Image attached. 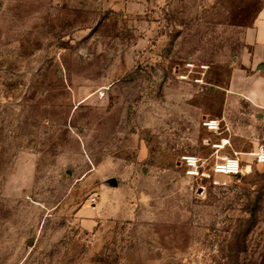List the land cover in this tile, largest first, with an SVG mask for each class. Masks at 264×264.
Here are the masks:
<instances>
[{
  "label": "rangeland",
  "instance_id": "1",
  "mask_svg": "<svg viewBox=\"0 0 264 264\" xmlns=\"http://www.w3.org/2000/svg\"><path fill=\"white\" fill-rule=\"evenodd\" d=\"M261 5L0 0V264H264V144L231 139L251 169L211 170L224 110L250 122L227 95Z\"/></svg>",
  "mask_w": 264,
  "mask_h": 264
},
{
  "label": "crops",
  "instance_id": "2",
  "mask_svg": "<svg viewBox=\"0 0 264 264\" xmlns=\"http://www.w3.org/2000/svg\"><path fill=\"white\" fill-rule=\"evenodd\" d=\"M261 1L262 5L252 23L243 32V48L236 57V64L231 71L227 95L228 100L232 93L247 100L250 122L244 124L242 120H232L226 108L224 118L233 133L230 138L223 140L229 142L237 138L243 140L246 136L256 145L261 142L264 144V0ZM256 122L263 127L261 135L254 131Z\"/></svg>",
  "mask_w": 264,
  "mask_h": 264
},
{
  "label": "built area",
  "instance_id": "3",
  "mask_svg": "<svg viewBox=\"0 0 264 264\" xmlns=\"http://www.w3.org/2000/svg\"><path fill=\"white\" fill-rule=\"evenodd\" d=\"M220 119L208 118L204 120V125L212 131H217L220 128ZM223 141V139H222ZM229 143V141L227 142ZM222 142L214 143L216 156L213 160L211 170L218 174L238 175L245 173L251 169L252 163L248 159L241 158L238 151L232 154H219ZM252 160L264 164V146H260L256 150L250 152ZM186 174L192 176H208L209 172L204 167V159L198 155L187 154L181 158Z\"/></svg>",
  "mask_w": 264,
  "mask_h": 264
},
{
  "label": "water",
  "instance_id": "4",
  "mask_svg": "<svg viewBox=\"0 0 264 264\" xmlns=\"http://www.w3.org/2000/svg\"><path fill=\"white\" fill-rule=\"evenodd\" d=\"M111 184H112V185H117V180H116L115 178H112V179H111Z\"/></svg>",
  "mask_w": 264,
  "mask_h": 264
},
{
  "label": "bare ground",
  "instance_id": "5",
  "mask_svg": "<svg viewBox=\"0 0 264 264\" xmlns=\"http://www.w3.org/2000/svg\"><path fill=\"white\" fill-rule=\"evenodd\" d=\"M228 142V140H223L222 141V144H221V147L224 148L225 147V144Z\"/></svg>",
  "mask_w": 264,
  "mask_h": 264
}]
</instances>
